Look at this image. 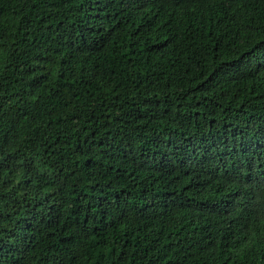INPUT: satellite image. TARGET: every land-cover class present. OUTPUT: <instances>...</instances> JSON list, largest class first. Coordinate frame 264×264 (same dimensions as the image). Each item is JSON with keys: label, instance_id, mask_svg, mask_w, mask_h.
<instances>
[{"label": "trees", "instance_id": "obj_1", "mask_svg": "<svg viewBox=\"0 0 264 264\" xmlns=\"http://www.w3.org/2000/svg\"><path fill=\"white\" fill-rule=\"evenodd\" d=\"M0 264H264V0H0Z\"/></svg>", "mask_w": 264, "mask_h": 264}]
</instances>
